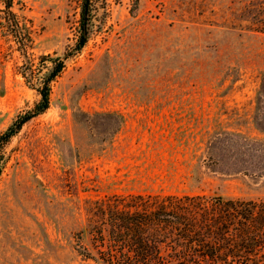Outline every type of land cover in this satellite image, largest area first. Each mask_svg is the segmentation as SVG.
<instances>
[{
	"label": "rangeland",
	"instance_id": "obj_1",
	"mask_svg": "<svg viewBox=\"0 0 264 264\" xmlns=\"http://www.w3.org/2000/svg\"><path fill=\"white\" fill-rule=\"evenodd\" d=\"M0 133L39 100L1 22ZM84 0H14L31 56L63 55ZM259 0H92L88 41L49 109L4 148L0 264H104L96 230L114 195L264 197ZM107 234V231L104 232Z\"/></svg>",
	"mask_w": 264,
	"mask_h": 264
},
{
	"label": "trees",
	"instance_id": "obj_2",
	"mask_svg": "<svg viewBox=\"0 0 264 264\" xmlns=\"http://www.w3.org/2000/svg\"><path fill=\"white\" fill-rule=\"evenodd\" d=\"M91 1H83L81 31L77 42L63 55L28 53L29 26L5 0L3 29L12 34L24 61L20 74L40 95L35 105L19 113L0 133V177L4 148L32 118L51 105L54 81L66 60L88 41ZM248 20L251 30L264 32V0ZM108 228L96 230L101 248L95 258L104 264H264V197L243 198L203 194L114 195L101 202ZM107 231V234L104 232Z\"/></svg>",
	"mask_w": 264,
	"mask_h": 264
}]
</instances>
